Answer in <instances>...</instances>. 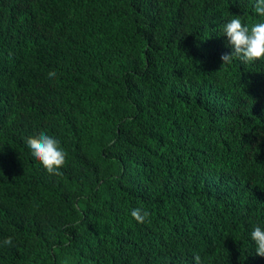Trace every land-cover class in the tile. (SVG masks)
Instances as JSON below:
<instances>
[{
	"label": "trees",
	"instance_id": "1",
	"mask_svg": "<svg viewBox=\"0 0 264 264\" xmlns=\"http://www.w3.org/2000/svg\"><path fill=\"white\" fill-rule=\"evenodd\" d=\"M254 4L0 0V264H264V59H220Z\"/></svg>",
	"mask_w": 264,
	"mask_h": 264
},
{
	"label": "clouds",
	"instance_id": "2",
	"mask_svg": "<svg viewBox=\"0 0 264 264\" xmlns=\"http://www.w3.org/2000/svg\"><path fill=\"white\" fill-rule=\"evenodd\" d=\"M254 13L264 17V0H255ZM222 33L227 36V43L233 51L224 53L220 59L222 65L231 64L234 58H239L244 63L264 59V22H256L251 26L242 23L239 17H234L225 23ZM50 78L56 76L54 71L48 73ZM26 144L31 154L42 163L50 174H59V169L66 163V153L59 146V141L45 132L26 138ZM150 213L142 208L131 210V216L139 223H144ZM251 239L256 244V254L264 257V229L255 226L251 232ZM5 246L12 245V238L3 241ZM196 264L201 258L195 255Z\"/></svg>",
	"mask_w": 264,
	"mask_h": 264
}]
</instances>
